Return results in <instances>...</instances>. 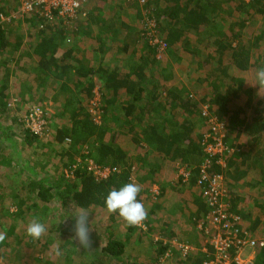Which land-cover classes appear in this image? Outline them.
Instances as JSON below:
<instances>
[{
  "label": "trees",
  "instance_id": "1",
  "mask_svg": "<svg viewBox=\"0 0 264 264\" xmlns=\"http://www.w3.org/2000/svg\"><path fill=\"white\" fill-rule=\"evenodd\" d=\"M106 1L82 7L79 16L84 20L80 29L90 32L89 27L93 24L101 29L103 35L89 46L93 59L98 56L103 59L111 52L114 60L122 61L121 71L109 70L102 61L95 67L86 62L75 43H66L64 28L59 27L61 20L56 27H41L42 18L28 13L32 15L31 22L38 25L37 40L32 46L36 60L32 67L26 63L22 68L27 75L19 81V86L26 92L20 93L22 98L19 101H13L15 108L23 112L20 116H3L11 107L8 105L11 99L7 92V73L0 85V174L4 173L0 178V231L9 232L11 238L0 243L1 264H26V254L22 251L26 253L31 247V254L36 255L32 261H39L37 264H75L72 254L76 247L81 250L78 251L80 257L86 258L89 253L87 264H201L211 252L207 246L208 254L200 252L195 245V250L188 255L181 256L179 250L173 248L170 256L163 259L167 248L164 242H170L169 236L177 231L166 235L162 231H168L170 224L151 223L150 216L162 209V189L153 197L155 194L151 189L145 188L137 197L147 210L148 217L142 222L144 228L130 226L117 214L108 213L104 199L111 189L119 190L124 184L132 183V173L138 175L137 172L146 171L143 180L155 185L161 174L155 159L172 161L176 172L184 168L190 170L192 176L187 185L181 183V178L176 180V187L186 186L188 195H181L182 207L171 208L169 213L184 215L178 227L188 221L187 231L191 235L198 231L197 227L203 224L207 213L202 192L197 191V178L208 158L202 139L210 132L209 124L206 129L201 128L200 123L205 119L203 104L209 105L207 109L222 125L223 142L234 147L227 156L226 171L214 163L215 158L207 164L206 171L224 175L237 171L244 178L251 170L262 176L261 184L264 185V96L256 102L251 85L237 73V70L250 66L251 48L240 34L256 17L261 19V28L255 37V46L264 43V0H129L127 7L139 5V9L134 10L138 17L137 26L120 19L124 13L121 11L123 4L116 5L119 11H109L110 4L108 9H103ZM241 6L246 10L238 19ZM8 14L4 7H0V16ZM222 25L226 28L223 29ZM52 29L55 30L49 31ZM9 35L8 29L0 22L1 56L9 47L19 46V36L11 42ZM246 35L252 36V32L248 30ZM90 37L94 35L90 34ZM155 37L163 45L159 42L152 44ZM165 50H169L172 56L179 55L181 50L183 55L178 61L185 56L191 59L192 70L203 74L196 79V83L202 86L200 89L194 85V88L181 86L168 90L163 78L149 80L146 69L164 61L159 55ZM258 60L257 57L251 66L252 72L256 71ZM7 65L8 56L3 59L0 69H6ZM94 75L99 78L94 80ZM123 88L127 95L119 92ZM160 88L165 89L162 96ZM51 95L55 102H62L58 109V117L64 118L61 125L50 121L57 114H47L43 116L46 123L42 134L33 133L28 128L23 130L21 119L24 115ZM161 100L166 103L162 104ZM32 101L36 105L29 106ZM250 110H255L258 117L248 119L246 114ZM12 123L23 131L21 150L36 145L43 151L55 144L52 152L57 155L58 162H51L52 158L46 152L47 160H43L37 149L21 155L13 139L16 134L13 133L14 137L11 134ZM241 136L244 141L241 139L238 143ZM1 139L7 143V151L3 149ZM123 139L126 143L136 144L134 147L138 152L126 150L121 144ZM96 167L116 171L101 178L95 174ZM60 169L61 174L57 175ZM176 187L174 185L173 190L180 194ZM7 196L10 205L3 207L1 202L4 203ZM230 201L233 204L234 200ZM82 207L92 213L89 222L91 238L96 242L93 248H99L103 243L97 251L79 247L68 230L74 214ZM235 207L232 205L233 210ZM104 213H107L106 219H103ZM34 216L44 223L45 219L52 222L57 216L60 223L50 222L49 234L33 241L26 235L25 228ZM120 220L125 222L124 226ZM53 231H59L62 239L55 248L60 249V255L56 257L53 255L55 249L52 250L56 239H51L50 235ZM159 232L161 237L158 239ZM254 264H264V245L258 247Z\"/></svg>",
  "mask_w": 264,
  "mask_h": 264
},
{
  "label": "rangeland",
  "instance_id": "2",
  "mask_svg": "<svg viewBox=\"0 0 264 264\" xmlns=\"http://www.w3.org/2000/svg\"><path fill=\"white\" fill-rule=\"evenodd\" d=\"M126 1H129V0H108V1H106L107 3L105 4V7H106L105 9H108L109 8V4H110V10L109 11H111V10H115V11L118 10L119 11V9L116 7V5L117 4H121L122 5V3H123V10L121 9V11H123L124 13L122 15V18H120V19L123 20L124 22L125 21L130 22L131 18H133V19L135 18L136 12L134 10H136V9L138 10V7L136 6L134 8H129L127 6H124V5H126ZM139 1H145V0H139ZM244 1L248 2L249 0H244ZM93 3H94V0H88V2L85 5L91 6ZM0 7H4L6 12L9 13L7 16L3 15L2 17H0V22H3L2 24L5 27H7L8 31L11 34L25 36V35L29 34L30 32L32 33L33 31H35V27L38 26L37 24L34 25V23L31 22L32 15H28V14H25L24 12H22V10L20 8V1H18V0H0ZM244 7H246V6H244ZM245 10H246V8H243L241 6V10L238 12V19L243 17V16H241V13L243 11H245ZM82 19L83 18H81L79 16L76 19L72 20L71 22H68V23L62 22V24L59 25L60 28H62V27L64 28L63 35H64V38H65V41L67 40L66 41L67 43H69V44L75 43L77 45V37L73 35V33H74L73 31L76 30V29H80L81 28L80 26H82V24H81L82 23ZM134 20H136V19H134ZM116 21H118V19H116ZM59 22L60 21L58 19L55 18L54 21H53L52 18H51L47 22L46 25L55 26ZM260 22H261V19L256 17L255 19L252 20V22L250 21V22H248L246 24V28L245 29H242L241 34H240L241 38L243 37L244 41L247 42L248 47L251 48L250 63H249L250 66L248 68H246L245 70H242V71H238L236 69L237 73H239V76L242 77L245 80V82H248L249 86L251 85L253 93H254L253 95L255 96V100H257L256 102H258V100H260V97L264 96V88H259L258 85H253V84H255V72L257 71L258 68L264 66V43L261 42V43H259V46H255L256 45L255 44V37L258 35L257 33L259 31V28H261ZM134 25L137 26V21H134ZM222 27H224L223 29L226 28L225 25H222ZM54 30L55 29H52V30H49V31L52 32ZM248 30H250L252 32V36L251 35H246L248 33ZM89 31L93 32L96 35V37H93V38L86 37V42L88 43V46L94 44V42L96 43L98 41V36L103 35V32L101 31V29L98 26H96L95 24H93L92 26L89 27ZM158 42H161V41L157 37H155L154 40H152V44L158 43ZM233 45H235L234 42H233ZM81 49L79 48L78 52H80L82 54V56L84 57L85 54H83V51H82L83 49L82 50ZM178 53H179V55L177 54L176 56H172L169 53V50L168 51L165 50L164 54H160L159 55V57L164 60V61L161 62L162 63L161 67H162L163 72H164V74H162V75H166V76L170 77L171 79H175V80H173V81H175V83H172V84L166 83V85L171 86V87H176V88H178V85H182L184 87L187 86V87H190V88H194V85H195V86H198V89H200L202 86H201V84L199 86L196 83V79L201 77V73L196 71V70H194V71L192 70V66H190L191 65L190 64L191 63V59L188 56H185V57L181 56L183 59L178 61V57H180V55H183L181 50H179ZM257 57L259 58L258 63H257V68H256L255 72H252V67L251 66L255 63V61L257 60ZM199 66L202 68V64H199ZM201 68H199V69H201ZM146 71L149 72V73H152L150 70L146 69ZM175 71H177V74H175L176 73ZM24 75L25 74L20 73V74H18V75H16V76H14V77L9 79V82H11L13 84V88L15 87L17 89L16 85H19V81H22L21 78H23L22 76H24ZM187 79L189 80L188 83H187ZM184 83H186V85H184ZM146 88H147V86H146ZM164 94L165 93H163V95ZM55 101L56 100H54V96L51 95V97L47 101H42L40 104H38V107L43 111V113L45 114L44 116H47V114L49 116H51V115L53 116V115L57 114L56 115L57 117H55V118L51 117L50 121L56 122V124L58 123L59 125H61V123L64 121L63 120L64 118H62V117L59 118L58 117V112H59L58 109L60 108L59 104L62 103V102L59 103V102H55ZM10 105H11V107L13 106V101H12V103H10ZM30 105L32 106V105H36V104H35V102L32 101V102L29 103V106ZM205 106L207 108L209 107V105L203 104V107H205ZM203 107H202V109H203ZM259 107H261V105ZM11 110H12V108H11ZM22 113H23L22 111H16L14 115L18 114L20 116ZM95 113H96V110H95V108H93V114H95ZM246 115H247V118L248 119L250 118L251 120H252V117H254V116L258 117L255 114V110H250V112H248ZM260 117H262V115H260ZM17 119H19V118H17ZM21 121H22V119H21ZM36 121H37V125H36L35 129L40 132V131H42L43 123L44 122L46 123V119L44 118V120H42V121L41 120H36ZM17 122L19 123V121H17ZM208 122L209 121L205 120V119H203L201 121L200 124L202 125L201 128L203 130L207 128ZM24 123L22 124L23 130L28 128L27 125L31 127V125L29 123H27L26 121ZM16 126H17L16 124H15V126H14L13 123L11 124V129H12V133L11 134H12V136H13V133L16 134V138L14 136H13L14 138L13 137L12 138L16 142V145H15L16 149L21 150L23 148V144H22L23 136H21L23 134V131L21 130L20 127H19V129L16 128ZM16 129H18L19 131H16ZM240 139L243 140L244 138L241 136ZM239 142L240 141H238V143ZM1 143H2V146L3 145L5 146V148H3V149H5L7 151V149H8L7 148L8 147L7 143L4 144L2 142V139H1ZM121 144H123L124 148L126 150H128V151H130L131 149L135 150L134 146H136V144H134V143L132 144L131 141L126 143L124 141V139H123L121 141ZM227 144H229V143H227ZM39 147H36V145H32L31 147H29V149L26 148L25 150H21V155L24 154L25 152H30L33 149L34 150L37 149L38 150V154L41 155V158L43 160H47L46 155L44 154L46 152V153H48L51 156V158H52L51 162H53L55 164L58 162L57 155L55 156V153L52 152V149L56 148L55 144L52 145L51 148L48 147L47 150H43V151L40 150ZM84 150H85V148H84ZM135 151L138 152L137 150H135ZM34 157L35 156H32L31 158H34ZM154 162L157 163V164L160 163V167L163 166L162 173L160 174V177L158 178V181H157V183L155 185L151 186L149 181L143 180L142 175L143 174L145 175L146 171L144 173H142V174L141 173L139 174V172H137L138 175H136L134 173H132L130 175L131 182L139 184L141 186V189H143V188L144 189L145 188L149 189L150 188L151 191H152L151 193L155 194L153 197L159 195L158 191H160L159 189H161V187H163V186H164V190L165 189L166 190H170L168 188L167 184H169V182H170V176L172 174L171 173L172 172V168L174 167V166H171V163L169 161H168V163H167V161L163 163L160 160L156 161V159H155ZM1 169H0V171H1ZM95 170H96V168H95ZM56 174L60 175L61 174V169L58 172H56ZM139 177H141L142 179L140 180ZM171 177H174V175L171 176ZM227 189H228V187H227ZM228 190L230 191V189H228ZM9 199L10 198L7 196L4 199V203L1 202V206L5 207L6 205H10V200ZM146 202L147 203L149 202V199L147 197H146ZM171 203H168V205H170ZM158 212H159V210H158ZM158 216H161L163 224H161L159 222L160 219H159ZM106 218H107V213H104L103 214V219H106ZM150 218L153 220V221H151L152 225L154 223H158V224L160 223L161 225L164 226V225H166L164 223H167V222L171 223L170 219L173 221L172 217H170V219H168L169 217H168V214H167L166 211H163V214L162 213L159 214V213L156 212V214L154 216H150ZM5 219H6V217H3V220H5ZM57 220H59L57 216L55 217V219L52 222H51V219L50 220L48 219V221L45 219V224H47L46 227L48 229V231L46 232L47 235L49 234V230H51L50 222H51V224H53V222L55 224L56 222H58ZM119 222L121 223L122 226L125 225L124 221L120 220ZM170 225H172V223ZM261 229H259V227L256 228V233L257 234L262 233L263 231ZM58 232L59 231H57V233L55 231H53L50 234V235H52L51 239H56L55 242L52 244V250L55 249L56 246L60 244L59 242H62L61 241L62 239L59 238L61 236V234L58 233ZM6 234H7L8 239H11L10 236H9V232H7ZM95 243L96 242L93 239L91 248L94 251H97V250L100 249V246L103 243L99 245V248H93V247H95ZM32 249H33V247H31L29 249H26V253L24 251H22L24 254H26L25 258H24V260H26V264H37V262H39V261L36 262L35 260L32 261V259L36 256L35 254H31L32 253ZM85 250L87 251V249H85ZM78 251H81V250L77 249V247H76V252L72 254V256L75 258V261H74L75 264H82V263H84V264L86 263L87 264V262H89V257H90L89 253L86 254V258H85V257H80L78 255ZM167 253H168V251H167ZM8 255H11V253H9ZM53 255H55V257L57 256L54 253H53ZM87 256H89V257H87ZM250 256L253 257V255H247L246 257L247 258H251ZM78 257H80V258L78 259ZM251 261L253 262V260H251ZM2 262H3V258L0 257V264Z\"/></svg>",
  "mask_w": 264,
  "mask_h": 264
},
{
  "label": "built area",
  "instance_id": "3",
  "mask_svg": "<svg viewBox=\"0 0 264 264\" xmlns=\"http://www.w3.org/2000/svg\"><path fill=\"white\" fill-rule=\"evenodd\" d=\"M18 1H20L22 12L34 13L42 18L43 24L41 27L46 25L51 18L53 21L56 18L65 23L71 22L81 14L82 7L87 2V0ZM91 103L93 102L91 101ZM44 115L38 106H33L30 112L24 115L22 122L24 123L26 121L31 125V127L27 125L31 132L42 134L44 132L45 122L43 123L42 131H37L35 127L37 125L36 120H44ZM202 116L209 121L210 132L205 134L202 139V147L208 153V158L205 161V165L200 169L198 185L200 186L208 211L203 224H199L197 228L206 233V244L210 247L211 252L208 258L201 264H254V250L257 246L263 245V241L254 239L247 229L241 227L240 217L230 212L226 202L228 193L224 184L223 175L221 173L209 174L206 171V166L207 164H211L212 158H215L214 163L216 165L223 167L226 154H230L233 149L223 142L222 125L216 121L206 106L202 109ZM68 140L66 141L68 142ZM114 170L109 167H96L95 174L97 177L105 178ZM140 226L145 227L143 223ZM174 243L175 241H172L171 245H174ZM177 246L183 256L193 250L187 244L177 243ZM247 255H253V257L250 256L251 258H247Z\"/></svg>",
  "mask_w": 264,
  "mask_h": 264
},
{
  "label": "crops",
  "instance_id": "4",
  "mask_svg": "<svg viewBox=\"0 0 264 264\" xmlns=\"http://www.w3.org/2000/svg\"><path fill=\"white\" fill-rule=\"evenodd\" d=\"M87 2H88V0H87ZM99 2H100V0L99 1L94 0V3L90 7H92L95 4L99 5ZM127 2L128 1H126V3ZM131 2H134V0H132ZM84 6L86 7V5H84ZM124 6H126V5H124ZM138 7H139V5H138ZM105 8L106 7L104 5L103 9H105ZM129 8H133V7L130 6ZM25 14H28V13H25ZM28 15H31V14H28ZM0 17H2V16H0ZM85 18H87V15ZM134 19H138V17L136 18V15H135ZM134 19L131 18L130 22H127V21H125V22L134 25V21H137ZM1 23H3V22H1ZM5 28H7V27H5ZM36 30L37 29L35 27V31H33L32 33L30 32L29 34H27L25 36L18 35L19 36L18 48H14L15 45L11 46L8 48V50L4 51V54L2 56L0 55V64L2 63L3 59L8 56V65H7L8 68L6 67V69H3V68L0 69V74H1L0 75V85L4 79L5 73H7V76H6L7 81H8L7 92L9 93L10 99H11V100L9 99L10 101L8 102L9 103L8 105H10V103H12V101H14L16 99H18V101H19L22 98L20 96V93L26 92V90H23L19 85H16L17 89L15 87L13 88V84L11 82H9V79L20 74V73L27 75L25 70L24 69L22 70V68L25 67L26 63L30 64V66L32 67V63L34 62V60H36L34 58V56L32 55V46H34V44L36 43V40H37ZM85 30L76 29V30H74L73 35L77 37V45H76L77 49H79V48L83 49L82 51H83V54H85L84 57L87 60L86 62L92 63V66L95 67V66H97L98 62L102 61L103 65H105L106 67L108 66L107 68H109V70H112L113 68H115L117 71H121L123 69L122 68V61H119L116 58L114 60V58H112L111 52L106 53L104 55L103 59H101L99 56L97 57L98 60L93 59L92 52H90V50H89L90 45L88 46V43L86 42V37L93 38V37H90V34H93L94 37H96V35L91 31L88 32V30L87 31H85ZM75 31H76V33H75ZM16 36L17 35H13L10 33V35H9L10 41L15 42ZM67 44H69V43H67ZM69 45H71V44H69ZM11 53H12V55H10ZM160 64H162V63H157V64H154L153 66L149 65L150 71L152 73H149L146 71L145 75H149V77H150L149 80H152L155 78H158V79L163 78L164 87H167L168 90H171V89H173V87L168 86L165 83H170V84L175 83V81H173L175 79H171L170 77H168L166 75L162 76L161 73L164 74V72H163V69H162ZM33 65H35V64H33ZM30 66H28V69ZM175 72H176L175 74H177V71H175ZM198 72H200V71H198ZM24 76H22V77L25 78L26 76L25 77ZM151 76H153V77L151 78ZM201 77H203L202 73H201ZM98 78L99 77H97L95 75L93 76L94 80H97ZM21 80H22V78H21ZM31 82H33V81H31ZM188 82H189V80L187 79V83ZM184 85H186V83H184ZM181 86L182 85H178V88ZM159 91H162L161 96L163 95V93H165V89H163V88H160ZM119 92L123 96L128 94L126 92V89H124V88H123V90H119ZM159 101H160V98H159ZM161 103L164 104L166 102L161 100ZM16 111H19V109L15 108V105H13L12 110L10 107L9 109H7L5 111L3 116L4 117L7 116L9 118L12 115L14 116ZM171 111L174 112L175 110H171ZM239 141H242V140L240 139ZM160 161L163 163L166 162L164 160H160ZM169 162L171 163V166H175L172 161H169ZM167 163H168V161H167ZM157 165L159 166V169L161 168L160 172L162 173L163 166L160 167V163H158ZM171 173H172L171 176L174 175V177L170 176V182H169V184H167L168 188L170 190H166V189L164 190V186L161 187V189L163 191L161 193L162 199L160 200V203H162V209L159 210V212L157 211V213L163 214V211L165 210L168 214V217H169L168 219H170V217H172L174 222L170 219L172 225L169 227V229H167L168 231H162V232H164L166 235H169V234L177 231L176 234H171V236H169V241H171V240L175 241L174 248L179 250V252L178 251H175V252H178L179 255L183 256L182 253L180 252L179 247L177 246V243L178 244L179 243L187 244L191 247V249L195 248V245H197V248H200V252L204 253L203 251L206 250V248H205L206 239H207L206 233L202 230L197 229L198 231L195 230L194 233L191 235L190 232L187 231L189 224H190L188 221H184L183 223H185V225L184 226L180 225L181 228L178 227V224L180 223L179 220H182L184 218V215L180 216L179 215L180 213H178V212L177 213L172 212L173 214L169 213V210L171 208H174L176 206L182 207L183 204L180 203V197L183 194L188 195V188H186V186H184V185H187V183H189V181H190L189 180L187 182H181L184 185H181V187H178V186L176 187V185H177L176 180L179 178V176H178V173L175 171L174 167L172 168ZM1 174L4 175V173H1ZM1 174H0V178L3 177ZM261 181H263L262 176H259L258 174H256V172L251 171V170H250L249 174H247V176L244 178H242L237 171L234 174L233 173L231 174V172L229 174L227 173V174H225V177H224V184L228 187V189H230L228 202L230 203L231 202L230 200H232V199L234 200L233 204H231V203L230 204L233 206H236L234 208V211L237 210V212L240 213V215L242 216L243 225L248 230L253 232V234L255 236H257L259 238H264V185L261 184ZM174 185L176 188L180 189V191H181L180 194H178L177 191L173 190ZM252 185H254V186H252ZM161 189H159V190L161 191ZM160 191H158V194L160 193ZM145 196H148V195L145 194ZM168 203H171V204L168 205ZM205 207H206V205H205ZM206 209H207V207H206ZM158 217L160 219L159 222L161 224H163L161 216H158ZM57 221H58V222H56L57 224L60 223L59 220H57ZM160 223H159V225H160ZM171 223L167 222L164 224L169 225ZM258 227H259V229L262 228L261 230L263 231L260 234L256 233V228H258ZM158 236L161 237L160 232L158 233ZM174 256H176V253L173 255V257ZM167 264H169V263L167 262Z\"/></svg>",
  "mask_w": 264,
  "mask_h": 264
},
{
  "label": "clouds",
  "instance_id": "5",
  "mask_svg": "<svg viewBox=\"0 0 264 264\" xmlns=\"http://www.w3.org/2000/svg\"><path fill=\"white\" fill-rule=\"evenodd\" d=\"M253 85H258L259 88H264V66L258 68L257 71L255 72V84H253ZM227 146L234 150V147L230 146L229 144H227ZM227 156H228V154H226V156H225L224 166L222 167V168H224L225 171L227 169L226 168ZM115 171H116V169L113 172H115ZM177 173H178L179 178H181L182 182L189 181L191 176H192L191 171L186 170L184 168H180L177 171ZM222 175L224 178L225 175L224 174H222ZM199 177L197 178V184H198ZM225 187H226V185H225ZM197 189H198V191H201L199 185H198ZM226 189H227V187H226ZM141 190H142L141 186L137 183H126L122 187H120L119 190L111 189L104 199V206H105L107 212L110 214H117L120 218H122L130 226L140 225L146 219V216H147V210L144 207L143 203L137 200V197H138L139 193L141 192ZM227 193H228V197L226 199V202L229 206L228 208L232 214L240 217L241 225H243L242 216L240 215V213L234 211L232 209V205L228 202V198H229V190L228 189H227ZM207 211H208V207H207ZM91 214L92 213L89 211L88 208L82 207L80 211H78L74 214V218L72 219V222H71L70 227L68 229L72 233L71 238L73 239V241L77 242L79 247L84 248V249H89L92 246V238H91L92 229L90 227V222H89V218H90ZM244 228L247 229L245 226H244ZM47 231H48V229H47L45 223L42 222V220L37 216L32 217L27 222V225L25 228L26 235L28 237H30L33 241L40 240L46 234ZM248 231L251 233V235L254 237V239H257L258 241L259 240L263 241V245H264V238H259V237L255 236L253 234V232H251L250 230H248ZM157 237H158V239L160 238L159 236H157ZM206 237H207V235H206ZM6 238H7V234L5 232L0 231V243H3L6 240ZM172 241H174V240H172ZM172 241L164 242L167 244V248H166L165 254L163 256V259L165 257L170 256L171 250L174 248V245H171ZM263 245H261V246H263ZM206 246H207V244H205V248L207 250L208 246L207 247ZM258 247L259 246H257L254 250L255 260H256V256H257ZM194 250H195V248H193L192 251H194ZM167 251L169 253L168 255H167ZM203 252L207 253L208 250H207V252H205V251H203ZM189 253H191V251L188 252V254ZM55 254L60 255V249L59 248L55 249ZM254 263H255V261H254Z\"/></svg>",
  "mask_w": 264,
  "mask_h": 264
}]
</instances>
